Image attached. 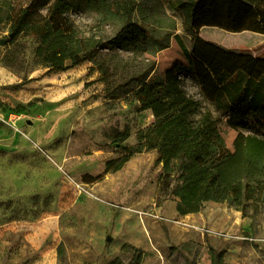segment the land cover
Instances as JSON below:
<instances>
[{"label": "rangeland", "instance_id": "rangeland-1", "mask_svg": "<svg viewBox=\"0 0 264 264\" xmlns=\"http://www.w3.org/2000/svg\"><path fill=\"white\" fill-rule=\"evenodd\" d=\"M5 1L13 7L32 3ZM54 1L42 6L37 0V9L45 14ZM64 1L65 15L85 36H114L125 15L145 26L153 50L162 48L149 57L152 78L176 65L189 67L178 43L191 52L194 38L176 10L184 0H114V9L110 2ZM9 33V24H0V41H6L0 43V264H108L117 258L129 264L132 250L124 252L125 245L142 252L140 264H215L220 252L221 264H264V207L244 217L211 202L197 214L179 216L176 199L159 189L156 153L138 152V133L152 124L151 112L138 111L133 96L107 100L89 63L48 71L35 55L34 37L10 40ZM198 37L264 59L263 34L205 26ZM192 73L180 75L183 90L210 111L232 150L239 130L228 126V113L204 96ZM125 131L129 138L113 143ZM241 131L264 138V124L253 115Z\"/></svg>", "mask_w": 264, "mask_h": 264}, {"label": "trees", "instance_id": "trees-1", "mask_svg": "<svg viewBox=\"0 0 264 264\" xmlns=\"http://www.w3.org/2000/svg\"><path fill=\"white\" fill-rule=\"evenodd\" d=\"M41 1L44 6L50 0ZM84 1L117 6L114 0ZM36 4L32 0L13 7L9 1H0V24H9V39L25 33L34 37L35 55L50 72L65 71L66 63L73 67L89 63L105 86L107 100L133 96L138 111L151 112L152 124L138 133V152L156 153L155 164L162 168L159 189L165 197L176 199L179 216L197 214L211 202L226 203L244 217L249 209L257 214L264 207V138L241 131L250 115L264 124V59L230 53L198 37L205 26L264 35V0L179 1L176 10L183 28L194 38L191 52L178 41L189 67L176 65L160 79L152 78L155 62L149 57L162 48L153 50L149 30L130 21L129 15L114 36L101 38L80 34L65 15L69 5L64 0H55L45 14ZM123 8L127 10L126 5ZM190 70L204 96L228 113V126L239 130L232 150L226 147L210 111L183 90L180 75ZM128 138L125 131L113 143L122 144ZM127 161L128 156L117 161L113 170H120ZM129 249V264H140L142 252L123 247L124 252ZM213 258L221 264L223 252ZM108 264L123 263L117 258Z\"/></svg>", "mask_w": 264, "mask_h": 264}, {"label": "water", "instance_id": "water-1", "mask_svg": "<svg viewBox=\"0 0 264 264\" xmlns=\"http://www.w3.org/2000/svg\"><path fill=\"white\" fill-rule=\"evenodd\" d=\"M9 38H10V39L12 38V35H11V34L9 35ZM5 42H6L5 40L0 41V43H1L2 45H3ZM29 123H30V122H29Z\"/></svg>", "mask_w": 264, "mask_h": 264}]
</instances>
